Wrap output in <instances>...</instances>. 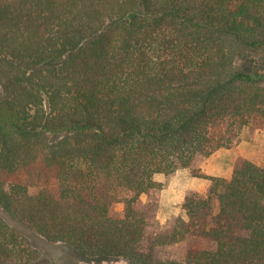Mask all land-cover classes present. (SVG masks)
Segmentation results:
<instances>
[{
  "label": "trees",
  "instance_id": "1",
  "mask_svg": "<svg viewBox=\"0 0 264 264\" xmlns=\"http://www.w3.org/2000/svg\"><path fill=\"white\" fill-rule=\"evenodd\" d=\"M249 127L264 129V0H0L13 224L84 258L264 264V165L240 158L229 179L196 166ZM181 169L209 190L157 228L155 176ZM16 225L0 216V262L50 264L31 263ZM179 244L183 260L167 252Z\"/></svg>",
  "mask_w": 264,
  "mask_h": 264
},
{
  "label": "rangeland",
  "instance_id": "2",
  "mask_svg": "<svg viewBox=\"0 0 264 264\" xmlns=\"http://www.w3.org/2000/svg\"><path fill=\"white\" fill-rule=\"evenodd\" d=\"M240 143H244L247 146L246 151L250 153L256 160H258V165H264V129H260L257 127H249L247 129H244L239 139L231 147L222 149H232ZM214 154H212L210 157H212ZM207 159L208 158L199 159L196 166L202 169V166L204 165ZM218 160H226V156L219 157ZM192 178L194 177L192 176L191 171L189 169L178 170L175 174L171 176H165L163 174H158L155 176V180L163 184V190L160 192L159 210L156 215L157 228L167 230L172 229L176 223V220L179 217L186 219L185 212L182 209L184 198L189 194L197 193L189 192L190 190H193L197 187V185L192 182ZM118 209L121 210V206H119ZM214 210H218V204L216 201H214ZM0 216L8 223H11V225H16L13 224V222L10 220V218L2 210L1 207ZM16 227L19 228V231H21V234L24 237L28 246L32 250H35L37 252V259L32 261L31 263L129 264L127 261L121 258H84L76 250L69 246H66L64 244H53L45 240L44 238L23 229L19 225H16ZM185 248V244H179L177 246H173L167 249V252L171 255L173 259L183 260ZM0 264L14 263L0 262Z\"/></svg>",
  "mask_w": 264,
  "mask_h": 264
},
{
  "label": "crops",
  "instance_id": "3",
  "mask_svg": "<svg viewBox=\"0 0 264 264\" xmlns=\"http://www.w3.org/2000/svg\"><path fill=\"white\" fill-rule=\"evenodd\" d=\"M246 147L247 146L244 143H240L232 149L218 150L212 157L206 160L202 166L203 171L209 176L229 179L233 174L234 165L238 159L244 158L258 164V160H256L250 153L246 151ZM222 156H226V160L219 161L218 158ZM192 182L196 184L197 187L193 190H190L189 192L206 194L211 185L209 181L198 178H192Z\"/></svg>",
  "mask_w": 264,
  "mask_h": 264
}]
</instances>
